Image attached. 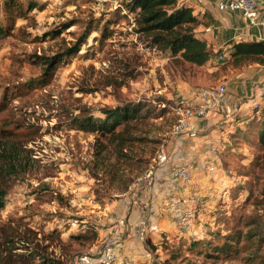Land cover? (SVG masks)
Returning a JSON list of instances; mask_svg holds the SVG:
<instances>
[{"label":"rangeland","instance_id":"374dc122","mask_svg":"<svg viewBox=\"0 0 264 264\" xmlns=\"http://www.w3.org/2000/svg\"><path fill=\"white\" fill-rule=\"evenodd\" d=\"M5 1L0 0V154L15 148L20 167L0 175L7 187L0 243L19 248L26 240L63 264L91 253V227H105L104 212L109 223L115 215L127 220L125 206L141 195L137 184L163 147L172 162L188 164L190 192L200 201L187 232L168 227L177 224L169 211L156 233L143 238L138 256L148 253L150 264H165L171 254L173 264H264V154L255 136L264 109L258 105V115L252 109L235 116L230 126L220 127L221 121L211 130L200 127L195 140L171 135L170 108L184 103L191 88L225 82L234 74L231 63L223 58L209 68L195 67L147 47L133 34L121 0H13L20 13L6 12ZM129 104L143 106L146 117L130 123L122 151L75 125L81 118L102 120L105 108ZM226 243L228 254L214 252Z\"/></svg>","mask_w":264,"mask_h":264},{"label":"trees","instance_id":"16d2710c","mask_svg":"<svg viewBox=\"0 0 264 264\" xmlns=\"http://www.w3.org/2000/svg\"><path fill=\"white\" fill-rule=\"evenodd\" d=\"M121 5L127 15L132 16V31L137 40L158 53L168 55L179 63L195 67L204 66L212 57L221 54V51L213 54L207 43L197 37L198 29L204 24L193 14V9L190 6L180 4L179 0H121ZM34 7L31 5L29 9L32 10ZM5 8L8 13H20L22 9L13 0L5 1ZM2 32L3 30L0 28V33ZM83 39L81 38L79 41H83ZM81 43H77L69 50V55L76 53ZM228 57L229 62L235 66L247 63L264 65V41L236 43ZM142 107L129 104L110 109L105 108L103 110L104 119L81 118L76 120L75 125L81 131L95 133L103 137L108 143L114 144L116 149L122 151L126 142L129 141L124 134L128 132L127 128L130 127V123L146 117L142 113ZM149 110L151 108L146 106V112ZM260 118V129L255 136L257 147L264 154V116ZM2 161L5 162V165H2ZM18 161V152L15 148H10L6 154H0V175L3 177L2 172L4 174L17 172V167H20ZM6 195L7 187L0 181V210L4 208ZM91 231V240H97V232ZM79 238H86V235L77 236V239ZM21 242L24 246L19 248L18 246H8L11 243L8 241L5 242L8 247L4 243H0V264H63L62 260L46 255L43 252L44 248L39 245L31 247L26 240ZM227 247L229 245L226 243L225 246L214 248V252L218 255L228 254ZM17 250H22L25 254L14 256L12 253ZM175 257V254H171L165 264H173Z\"/></svg>","mask_w":264,"mask_h":264},{"label":"built area","instance_id":"2783aa9c","mask_svg":"<svg viewBox=\"0 0 264 264\" xmlns=\"http://www.w3.org/2000/svg\"><path fill=\"white\" fill-rule=\"evenodd\" d=\"M217 9L222 13H238L247 20L248 24L255 27L264 28V2L263 0H219ZM223 57L220 56L219 60ZM226 93L225 85L215 87H195L188 92V96L181 99L184 103L175 104L171 107L174 122L171 128V135L174 138L195 140L199 136V123L209 113L213 112ZM252 109L258 114V104L254 103ZM228 114L229 111H226ZM209 171H214L213 165L208 166ZM167 180L168 194L163 203V207L168 211H173L177 220L176 230L187 232L191 226L195 207L199 204L200 198L194 192H190L192 184L191 170L186 162L174 163L170 159L169 152L160 148L153 159V166L144 175L141 182L137 184L138 195L136 198L140 215L134 226L125 229V220L118 218L111 225L110 232L104 237L102 245L96 251V255L91 253H81L75 257L72 264H125L120 254V248L125 237L133 236L139 241L147 235L149 222L147 214L150 200H140L142 196H151L152 192L159 184ZM188 194L190 199L189 209L185 208L184 194ZM134 203V202H133ZM91 229L98 233L99 228L92 226Z\"/></svg>","mask_w":264,"mask_h":264},{"label":"crops","instance_id":"0c3cea01","mask_svg":"<svg viewBox=\"0 0 264 264\" xmlns=\"http://www.w3.org/2000/svg\"><path fill=\"white\" fill-rule=\"evenodd\" d=\"M218 1L219 0H179L180 4L190 6L193 9V14L201 19L204 24L198 29L197 37L207 43L213 54L221 51L220 55L212 57L208 62V68L211 67V64L215 63L220 56L229 61L228 55L233 45L236 43L264 41V28L249 25L247 20L238 13L219 12L217 9ZM231 68L234 72L233 76L227 77L225 82L219 84L225 85L226 93L216 109L209 113L199 123V127L203 130H211L216 122L219 123L221 121L220 127L230 126L235 116L243 117L244 113L250 110L253 112L252 105L254 103L258 104L260 109H264V65L247 63L235 66L231 64L228 69L231 70ZM187 96L188 93L185 95V99ZM226 111H229V113L227 114ZM240 124L242 123H239V125ZM166 182L167 180L164 178V181L152 192L151 196L148 197L145 195L140 199L143 201L146 199L150 200V208L147 214L150 229L147 233V237L148 235L153 236L156 233V228L161 227L162 223H165L167 220L164 218L167 217L169 211L163 207V203L168 194ZM187 197H189V195L185 193L184 199L186 202ZM133 202L131 206H129L130 204L125 206L126 209L129 210L126 216L127 220H125L126 231L134 226L140 215L137 202ZM124 205L122 209L123 213ZM120 211L118 212L119 215L121 214ZM155 214H158L159 217H154ZM118 218L119 217L115 215L112 221L114 222ZM101 220L103 223L102 226L105 227L99 229L97 240L93 246L89 248V251L93 253L92 255L94 256L102 245L104 237L110 232L111 225L113 224V222L109 223L111 219L108 220L105 212L104 216L100 218V221ZM171 224L168 227L171 228L172 231L177 232L176 225L173 222ZM139 245H142V241H139L137 238L133 236L125 237L120 248V254L125 264H150L148 253H145L144 256H138Z\"/></svg>","mask_w":264,"mask_h":264}]
</instances>
